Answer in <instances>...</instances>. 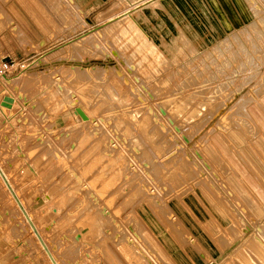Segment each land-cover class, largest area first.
I'll return each mask as SVG.
<instances>
[{"label": "rangeland", "instance_id": "rangeland-1", "mask_svg": "<svg viewBox=\"0 0 264 264\" xmlns=\"http://www.w3.org/2000/svg\"><path fill=\"white\" fill-rule=\"evenodd\" d=\"M152 1L0 0V166L60 264H264V0ZM0 264H49L1 182Z\"/></svg>", "mask_w": 264, "mask_h": 264}, {"label": "bare ground", "instance_id": "bare-ground-1", "mask_svg": "<svg viewBox=\"0 0 264 264\" xmlns=\"http://www.w3.org/2000/svg\"><path fill=\"white\" fill-rule=\"evenodd\" d=\"M152 1V0H151ZM154 1V0H153ZM152 1V2H153ZM129 19V18H128ZM127 19V20H128ZM125 20V19H124ZM130 21H132L131 20V18H130ZM134 23V22H133ZM134 26H135V28H136V25L134 24ZM126 28V27H125ZM137 30H139V29H137ZM139 32H141V31H139ZM135 33V32H134ZM141 34H143L142 32H141ZM137 37V36H136ZM140 48V47H139ZM154 54V53H153ZM160 55H161V53H160ZM3 80L4 81H6V83H9V80L7 79V78H3ZM8 97H10L12 100H13V98L11 97V96H8ZM13 102H14V100H13ZM185 141H186V139H184ZM91 148H92V146H90ZM89 147V148H90ZM90 150V149H89ZM83 151V150H82ZM87 151V150H86ZM87 153V152H86ZM84 154V153H83ZM0 182H1V184L3 185V187H4V189L6 190V192H7V195H8V197L11 199V201L13 202V204H14V206L16 207V209H18V211H19V213H20V215L22 216V218H23V220H24V222H25V224L27 225V227H28V229H29V231H30V233L32 234V236L34 237V239H35V241H36V244H37V246H38V248L40 249V251H41V253H42V255L44 256V258H45V260L49 263V264H60V260L62 259V257H63V259H64V256L67 258V255H69V254H72V252H71V250H70V248L67 246V244L66 243H68V242H70V243H77L78 245H79V247L80 246H82V245H84L85 244V241L88 239V237H87V235L86 236H81V235H70L71 237L69 238V236H68V238L67 237H65L64 235H58L59 236V239L58 240H56V242H55V240L53 239V241L55 242L54 243V245H56V249H55V251L56 250H58V253H56L46 242L47 241H45V239H44V236L42 235V233L38 230V228L35 226V224L33 223V220H32V218H31V216L29 215V213L27 212V210L25 209V207H24V205H23V203H22V201H21V199L19 198V195H18V193L15 191V189H14V187H13V185L11 184V182H10V180H9V178L7 177V175L5 174V171L3 170V168L0 166ZM98 192H99V190H98ZM105 195V194H104ZM95 196V195H94ZM105 197V196H104ZM98 198H100V197H98ZM107 198V197H106ZM110 197H108V199H109ZM110 200V199H109ZM102 212H103V210H102ZM51 226H52V223H50L49 222V224H47L46 226H45V231H49L50 230V228H51ZM58 226V225H57ZM55 229V228H54ZM54 229H52V230H54ZM57 231V230H56ZM53 234V233H52ZM67 236V235H66ZM123 236H125V241L122 239V241H124V243H126V247H125V252L127 251V253H128V255H129V252L130 253H132V255L131 256H133V257H131V258H133L134 259V261H135V264H145V260L146 259H144V254H143V247H142V245H141V243L139 242V238H140V235H138L139 236V238H137L135 235H123ZM126 236H127V238H126ZM47 237V236H46ZM57 238V237H56ZM47 239V238H46ZM48 239H49V237H48ZM92 239V238H91ZM91 239L90 240H88V241H91ZM151 239V238H150ZM97 240V239H96ZM87 241V242H88ZM104 241H105V239H104ZM152 241V240H151ZM150 241V242H151ZM96 242V241H95ZM95 242H94V244H95ZM153 242V241H152ZM52 243V242H51ZM154 243V242H153ZM96 244H98V243H96ZM143 244V243H142ZM65 245V246H64ZM70 245V244H69ZM154 245L156 246V244L154 243ZM96 246V245H95ZM97 246H99V245H97ZM96 246V247H97ZM121 246H122V243H121ZM124 246H125V244H123V248H124ZM71 247H73L72 246V244H71ZM76 247H78V246H76V244H75V247L74 248H76ZM65 248V249H64ZM84 248V247H83ZM87 248H89L88 246H87ZM121 248V247H120ZM246 248H248V249H253L256 253H258L259 255H261L263 258V262H264V248H263V243H261V242H258L257 240H250V239H245L244 241H243V243H242V245L240 246V248H239V250L237 251V253H238V255L242 252V254H243V251L246 249ZM147 249V248H146ZM72 250H74V249H72ZM82 251H83V249H82ZM85 251V250H84ZM84 251L82 252V253H84ZM108 251V250H107ZM110 251V250H109ZM75 252L77 253V249L76 250H74L73 251V253L75 254ZM85 252H87V249H86V251ZM93 252H95V251H93ZM144 252H146V250H144ZM89 253V252H88ZM92 253V252H91ZM102 253V252H101ZM107 253V252H106ZM112 253V252H111ZM110 252H109V254H111ZM147 253V252H146ZM85 254V256H87L88 258H90L92 261H94V260H96V258H98V256L96 257V255H92L91 257L88 255V254H86V253H84ZM97 254V253H96ZM114 254H116V253H114ZM61 256V259L59 260V256ZM146 255V254H145ZM57 256V257H56ZM112 256H113V253H112ZM127 256V255H126ZM241 256V255H240ZM81 257H82V255H81ZM116 257V256H115ZM125 257V256H124ZM65 258V259H66ZM83 258H84V255H83ZM62 259V260H63ZM65 259H64V261H65ZM70 259H72V258H69V262H70ZM74 259H75V255H74ZM73 259V261L75 262V260ZM99 259V258H98ZM151 259H152V257H151ZM67 260V263H68V258L66 259ZM105 260V259H104ZM104 260H103V262H104ZM112 260V259H111ZM113 260H116V259H113ZM113 260L111 261V262H113ZM132 260V259H131ZM150 260V259H149ZM243 260H245V259H243ZM247 260V259H246ZM77 261V260H76ZM96 261H100V259L99 260H96ZM116 262V261H115ZM117 262H119V261H117ZM128 262H130V260H128ZM72 262H70V264H71ZM78 263V262H77ZM89 263H90V261H89ZM97 263H99V262H97ZM96 263V264H97ZM131 264H132V262H130ZM72 264H76V263H72ZM86 264V263H85ZM118 264H120V263H118ZM254 264V263H253Z\"/></svg>", "mask_w": 264, "mask_h": 264}, {"label": "crops", "instance_id": "crops-1", "mask_svg": "<svg viewBox=\"0 0 264 264\" xmlns=\"http://www.w3.org/2000/svg\"><path fill=\"white\" fill-rule=\"evenodd\" d=\"M241 46V45H240ZM250 80L249 78L248 83L243 84L239 88H236L235 93L231 95V98L229 100H232L235 98L237 94L240 93L241 90L248 87L247 84L250 86ZM255 82H260V80H256ZM257 107L259 108V111L257 110ZM264 97L258 99L256 103H252L247 106V108L241 109L238 112V116H244L248 118L254 117L255 119L259 120L258 122L263 127L264 131ZM262 115H261V114ZM263 117V118H262ZM175 204V205H174ZM174 206H172V211L176 215L177 219L183 223V225L187 226L189 228V232L191 235H199L198 230H201V225H203L206 220L200 215L197 211H195L193 208H190L191 206L187 203L186 200L181 204L178 201H175L173 203ZM187 208V209H186Z\"/></svg>", "mask_w": 264, "mask_h": 264}]
</instances>
